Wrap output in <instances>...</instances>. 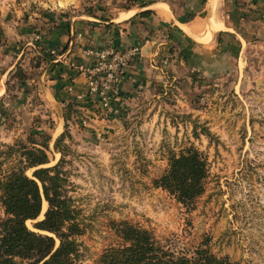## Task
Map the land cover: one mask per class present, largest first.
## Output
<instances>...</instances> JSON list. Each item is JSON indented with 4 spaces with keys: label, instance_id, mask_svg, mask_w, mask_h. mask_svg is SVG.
<instances>
[{
    "label": "rangeland",
    "instance_id": "rangeland-1",
    "mask_svg": "<svg viewBox=\"0 0 264 264\" xmlns=\"http://www.w3.org/2000/svg\"><path fill=\"white\" fill-rule=\"evenodd\" d=\"M48 1L59 17L88 22L107 21L128 9L159 2L190 19L202 12L207 0ZM33 2L31 8L38 6ZM34 53L25 50L6 77L5 93L0 96V152L19 139L41 141L35 131H44L51 136L46 167L56 164L62 155L54 142L65 130L64 105L59 118L40 94L41 65L46 60L40 61L41 56ZM175 68V78L162 77L144 89L140 84L138 94L125 98L122 106L116 101L121 83L107 109L96 96L85 93L80 99L72 98L81 107L69 120V133L59 149L64 158L62 170L68 176V195L85 225L78 237L80 264H94L105 249L120 245L115 226L123 221L150 230L158 239L179 235L188 250L205 241L213 253L238 264H264L262 112L252 115L251 139L246 124L251 114L246 111L249 92L231 91L234 80L217 81ZM252 103L260 108L261 101ZM87 104L94 110L84 106ZM189 148L207 160L208 176L204 192L185 206L156 187L154 180L168 168L170 157ZM3 156L0 153V160ZM10 162L2 161L0 177ZM33 170L28 169L27 175ZM46 208L43 201L40 215L26 221L27 226L33 229V222L43 218Z\"/></svg>",
    "mask_w": 264,
    "mask_h": 264
},
{
    "label": "crops",
    "instance_id": "crops-1",
    "mask_svg": "<svg viewBox=\"0 0 264 264\" xmlns=\"http://www.w3.org/2000/svg\"><path fill=\"white\" fill-rule=\"evenodd\" d=\"M32 1L38 6L31 8ZM56 9L48 0H0V96L7 75L25 50L49 56L46 51L54 49L61 56L42 62L39 92L60 118L64 103L85 91L86 78L79 66L93 64L95 51L106 46H135L138 53L124 71L116 100L120 106L125 98L138 94V86L144 89L162 77L175 78V67L180 66L203 78L234 80V93L249 92L250 138L254 139L252 115L261 110L259 139L264 141V0H207L202 12L190 19L162 2L128 9L107 21L68 20L59 17ZM146 10L150 13L140 14ZM254 99L261 101L260 108L253 107Z\"/></svg>",
    "mask_w": 264,
    "mask_h": 264
},
{
    "label": "trees",
    "instance_id": "trees-1",
    "mask_svg": "<svg viewBox=\"0 0 264 264\" xmlns=\"http://www.w3.org/2000/svg\"><path fill=\"white\" fill-rule=\"evenodd\" d=\"M149 13L146 10L140 14ZM39 59L51 60L46 54ZM79 107L74 99L64 103L65 130L54 142L62 154L56 164L43 167L49 162L51 138L44 131H35L41 141L19 139L0 152L4 155L0 164L4 160L12 164L0 177V264H80L78 237L84 233L85 225L79 208L68 195V176L62 170L64 158L59 149L69 133L68 122L79 113ZM32 168V175H27ZM207 176V160L198 150L189 148L169 158L168 168L154 180V185L188 206L204 192ZM43 201L47 208L43 218L33 222L32 229L26 221L38 218ZM115 229L122 243L105 249L94 264H238L228 256L213 253L205 241L188 250L179 235L158 239L150 230L126 221L117 223Z\"/></svg>",
    "mask_w": 264,
    "mask_h": 264
},
{
    "label": "built area",
    "instance_id": "built-area-1",
    "mask_svg": "<svg viewBox=\"0 0 264 264\" xmlns=\"http://www.w3.org/2000/svg\"><path fill=\"white\" fill-rule=\"evenodd\" d=\"M137 47L118 49L106 46L95 51V62L89 66H79V71L85 75V91L76 95L80 99L87 96H96L103 109H107L110 98L117 93L124 77V71L129 62L137 55ZM51 61H57L61 55L56 50L46 51Z\"/></svg>",
    "mask_w": 264,
    "mask_h": 264
},
{
    "label": "water",
    "instance_id": "water-1",
    "mask_svg": "<svg viewBox=\"0 0 264 264\" xmlns=\"http://www.w3.org/2000/svg\"><path fill=\"white\" fill-rule=\"evenodd\" d=\"M258 82H260V80H258Z\"/></svg>",
    "mask_w": 264,
    "mask_h": 264
}]
</instances>
